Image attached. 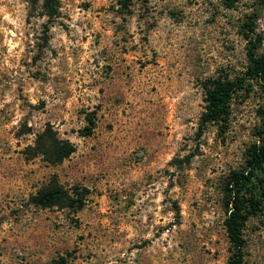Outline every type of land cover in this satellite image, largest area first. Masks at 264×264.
I'll return each mask as SVG.
<instances>
[{
  "label": "rangeland",
  "instance_id": "rangeland-1",
  "mask_svg": "<svg viewBox=\"0 0 264 264\" xmlns=\"http://www.w3.org/2000/svg\"><path fill=\"white\" fill-rule=\"evenodd\" d=\"M223 1L0 0V264H227L228 179L264 95L235 94L223 129L204 85L244 72L250 21L264 52V0ZM47 125L74 150L59 163ZM50 183L66 207L36 205ZM243 238L264 264V209Z\"/></svg>",
  "mask_w": 264,
  "mask_h": 264
},
{
  "label": "trees",
  "instance_id": "trees-1",
  "mask_svg": "<svg viewBox=\"0 0 264 264\" xmlns=\"http://www.w3.org/2000/svg\"><path fill=\"white\" fill-rule=\"evenodd\" d=\"M240 1L224 0L223 5L231 9ZM249 24L245 37L251 47L246 53L247 64L244 72L240 77L225 81L216 78L204 85L208 121L223 129L228 125L231 100L235 94L249 92V89L257 86L264 95V52L257 53V48L253 44L254 38L250 36L254 34V25L252 21ZM39 140L41 141L39 153L47 157L50 164L59 163L74 151L71 144L57 139L49 125L37 136L36 144ZM228 187L223 221L230 245L227 264H243L245 244L243 227L250 217L261 215L264 209V131L256 132L255 140L245 150L242 167L231 172ZM37 195L36 205L43 208L50 206L63 208L68 205L66 204L68 197L57 184H47Z\"/></svg>",
  "mask_w": 264,
  "mask_h": 264
}]
</instances>
